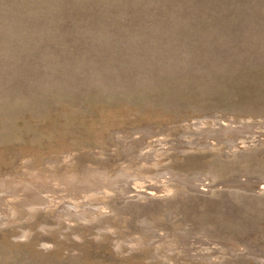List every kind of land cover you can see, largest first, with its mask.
Masks as SVG:
<instances>
[{
	"label": "rangeland",
	"instance_id": "obj_1",
	"mask_svg": "<svg viewBox=\"0 0 264 264\" xmlns=\"http://www.w3.org/2000/svg\"><path fill=\"white\" fill-rule=\"evenodd\" d=\"M215 119L255 136L177 149ZM236 178L264 180V0H0V264H264V188ZM69 179L111 189L22 204Z\"/></svg>",
	"mask_w": 264,
	"mask_h": 264
},
{
	"label": "bare ground",
	"instance_id": "obj_2",
	"mask_svg": "<svg viewBox=\"0 0 264 264\" xmlns=\"http://www.w3.org/2000/svg\"><path fill=\"white\" fill-rule=\"evenodd\" d=\"M216 118V117H215ZM202 120V119H201ZM213 120V119H212ZM226 120V119H225ZM197 121H199V120H197ZM205 122V121H204ZM235 122V121H234ZM233 121H231V122H228L227 124H224V121H220V120H217V119H215L214 120V126H211V128L209 127V125L207 126L206 124H204L203 122H201V123H198V122H195L194 124H193V127L195 128V133L194 132H192V133H194L196 136H200V138L199 137H193V138H185V137H183V138H181L180 139V142H178L175 146L177 147V149L178 148H180V149H190V147H193V148H195L194 146H196L199 142L202 144V149H203V145H206V146H210V145H213V144H220V142H222V141H224L225 143H226V153H228V154H231V152L233 151V149L234 148H236V146H237V144L238 143H245L247 140L243 137L245 134L247 135V134H249L250 132H247L248 130L250 131V129H251V127L249 126V125H247V124H241V126H237L235 123H234ZM207 126V127H206ZM190 127V126H189ZM147 131H148V129H147ZM157 132V131H156ZM142 133H143V131H142ZM150 133H151V131H150ZM144 134V133H143ZM177 134V133H176ZM255 134V133H254ZM253 134V135H254ZM258 134V133H257ZM158 135V134H157ZM172 135V134H171ZM194 135V136H195ZM253 135H252V137H253ZM135 136V135H134ZM160 136V135H159ZM165 136H167V135H165ZM164 136V137H165ZM169 136H170V134H169ZM189 136V135H188ZM193 136V135H192ZM242 136V139H240V137ZM255 136V135H254ZM148 137V136H147ZM147 137H145V136H143V135H141L140 137H135V139L133 140V142H135V143H137L139 146L141 145V146H143L144 148H146L147 146H148V143L147 142H145L144 140L147 138ZM152 137V136H151ZM162 137V136H161ZM191 137V136H190ZM247 137H250V135H247ZM252 137H250V138H252ZM134 138V137H133ZM149 138V137H148ZM172 138H173V136H172ZM175 138V137H174ZM244 138V139H243ZM249 138V139H250ZM152 139H153V137H152ZM155 139H156V137H155ZM159 139H161L160 137H159ZM169 139V138H168ZM167 139V140H168ZM126 140V139H125ZM157 140V139H156ZM159 141V140H158ZM158 141H157V144H158ZM161 141V140H160ZM164 141V140H163ZM129 142V141H128ZM151 142H153V141H151ZM165 142V141H164ZM129 143H131V142H129ZM128 143V144H129ZM153 143H156L155 141L153 142ZM225 143H224V146H225ZM133 144V143H132ZM175 144V143H174ZM122 145V144H121ZM151 145V144H150ZM159 145V144H158ZM167 145V144H166ZM169 145V144H168ZM171 145V144H170ZM169 145V146H170ZM217 145H214V146H217ZM221 145H223V144H221ZM124 146V145H123ZM137 146V145H136ZM136 146H135V148L134 149H137L136 148ZM172 146H173V144H172ZM213 146V147H214ZM122 147V146H121ZM129 147V146H128ZM149 147V146H148ZM162 147H163V145H162ZM165 147V146H164ZM174 147V146H173ZM238 147V146H237ZM158 148V147H157ZM167 148H169V147H167ZM217 148V147H216ZM219 148V147H218ZM217 148V149H218ZM221 148V147H220ZM223 148V147H222ZM124 149V148H123ZM130 152L129 153H127V151H126V154H128L129 156H128V158L132 155L133 156V154H135L136 152L131 148V146H130ZM165 149H166V147H165ZM196 149V148H195ZM214 149H215V147H214ZM127 150H128V148H127ZM148 150V149H147ZM162 150V149H161ZM164 150V149H163ZM168 150V149H167ZM169 150L171 151V149L169 148ZM175 150H176V148H175ZM179 150V149H178ZM178 150H176L177 152H179ZM225 150V149H224ZM235 150V149H234ZM125 151V150H124ZM141 151V150H140ZM146 151V150H145ZM153 151H155V150H149V154L148 153H145V152H143V151H141V152H139L138 151V153H136L137 154V157H141L142 159H143V157H144V159L145 160H147L148 162H153L154 163V161H157V160H159L160 158H162L163 157V151L162 152H153ZM157 151H159V150H157ZM169 152V151H168ZM184 152V151H183ZM134 156H136V155H134ZM166 156H167V154H166ZM169 156V155H168ZM120 157H121V155H120ZM171 157V156H170ZM190 157V156H189ZM119 158V157H118ZM124 158H126V157H124ZM196 158V157H195ZM130 159V158H129ZM125 160V159H124ZM127 160V159H126ZM139 160H141V159H139ZM191 159H189V161H190ZM128 162H130V161H132V159L129 161V160H127ZM134 161V160H133ZM124 162V161H123ZM122 162V163H123ZM146 162V161H145ZM148 162H146L147 164H148ZM196 162V161H195ZM126 164H127V162H126ZM125 165V164H124ZM140 165V164H139ZM133 166V165H132ZM145 166V165H144ZM147 167H139V168H137L138 170L139 169H141V170H143V168H145L144 170H147V169H152V168H155L156 170L160 167V166H157L156 164H153V166H151V168L150 167H148L149 165H146ZM124 167V166H123ZM128 164H127V166L125 165V168H127L128 169ZM105 168V167H104ZM130 168V167H129ZM85 169V168H84ZM92 169V168H91ZM120 169H124V168H120ZM135 169H133V171H134ZM52 171V170H51ZM125 171V170H124ZM121 172V171H120ZM119 172V173H120ZM122 173V172H121ZM90 174H91V172H90ZM95 174V173H94ZM124 174V173H123ZM168 174V173H167ZM130 175V174H129ZM135 175V174H134ZM166 175V174H165ZM87 176V175H86ZM86 176H84L85 178H88V177H86ZM92 176V175H91ZM170 176H173L172 174L170 175ZM179 176V175H178ZM178 176H176V177H178ZM194 175H192L191 177H193ZM83 177V176H82ZM93 177V176H92ZM92 177H89L88 179H90V178H92ZM108 177V176H107ZM117 177H119V176H117ZM122 177V176H121ZM130 177V176H129ZM129 177H127V178H129ZM185 177V176H184ZM195 177H197V176H195ZM257 177V176H256ZM169 178V177H168ZM179 178V177H178ZM177 178V179H178ZM190 177H188V179H189ZM255 178V177H254ZM260 178V177H259ZM81 179V178H80ZM84 179V178H83ZM124 180V178H119V179H116L114 182H115V191H116V193H117V191H120V192H124V190H126V191H128L129 189H128V187L126 188V189H124L123 190V187H122V181ZM183 179V178H182ZM193 179V178H192ZM237 179V178H236ZM261 179V178H260ZM254 180V181H238L239 179H237V181H233V182H231V184L230 185H233V186H237V187H239V188H244V189H252V190H259V188H261V187H263L264 188V180L263 181H261V180ZM69 180H71V179H69ZM77 180H79V179H77ZM153 180V179H152ZM168 180V179H167ZM191 180V179H190ZM195 180V179H194ZM193 180V181H194ZM92 181V180H91ZM95 181V180H94ZM100 181H104V180H101L100 179ZM131 181L132 180H130V184H131ZM186 181H187V178H186ZM185 181V182H186ZM34 182V181H33ZM53 182V181H52ZM99 182V181H98ZM97 182V183H98ZM113 182V183H114ZM179 182V181H178ZM184 182V183H185ZM188 182H189V180H188ZM192 182V181H191ZM93 182H90V181H88V180H86V181H81V182H78V181H75V180H71V181H66V183H64V184H60V182L58 183L57 182V180L55 181L54 180V185L55 186H58V188H57V190L55 191V189H53V187L54 186H51V192H47L48 193V195H47V193H45L47 196H43L44 194H42V193H35V192H32L31 191V188H29L30 189V191L32 192V193H34V194H30V192L28 193V192H26V190H25V193L26 194H24V198L25 199H23L21 202H22V204L24 205V206H30V205H33V204H39V203H48L49 202V200L48 199H50V197H54V196H57V195H61V197L63 196V197H65L66 196V198L68 197V196H75V195H80V194H85L86 192H89V190H93L92 188H95V186L97 187V183L96 184H92ZM113 183H112V181H111V184H112V186H113ZM166 183V182H165ZM180 183H182L181 181H180ZM183 183V184H184ZM222 183V182H221ZM220 183V184H221ZM124 184V183H123ZM127 184H129V183H127ZM129 184V185H130ZM186 184V183H185ZM193 184V183H192ZM194 184H195V182H194ZM194 184L192 185V187H194ZM224 184V183H223ZM227 183H225V185H226ZM99 185V187H97V188H99V189H101V187L102 188H104V187H108V188H110L111 187V185H109V183L107 184L106 182L104 183L103 182V184L102 183H99L98 184ZM196 185V184H195ZM28 186V185H27ZM39 186V185H38ZM128 186V185H127ZM132 186V185H131ZM136 187H137V185H135ZM176 186V185H175ZM187 186V185H186ZM188 186H189V184H188ZM18 187H21V186H18ZM34 187V186H33ZM47 187H49V186H47ZM130 187V186H129ZM136 187H134V188H136ZM158 187H159V185L158 186H149V189L150 190H152V192L153 191H158ZM170 187V186H169ZM173 187V186H172ZM198 187V186H197ZM196 187V188H197ZM15 188V187H14ZM35 188H37V187H35ZM114 188V187H113ZM112 188V189H113ZM130 188H133V187H130ZM146 188V187H145ZM181 188H184L183 186L181 187ZM190 188V187H189ZM22 189V188H21ZM96 189V188H95ZM94 189V190H95ZM98 189V190H99ZM107 189V188H106ZM111 189V188H110ZM139 189H141L140 187H139ZM148 189V188H147ZM149 189H148V191H149ZM160 189V188H159ZM20 190V189H19ZM35 190V189H34ZM33 190V191H34ZM41 190V189H40ZM97 190V189H96ZM97 190V191H98ZM37 191V190H36ZM132 191L134 192V190L132 189ZM141 192V191H140ZM145 192V191H144ZM44 193V192H43ZM61 193V194H60ZM115 193V194H116ZM129 194L131 193L130 191L128 192ZM135 193V192H134ZM137 193H138V191H137ZM145 194V193H144ZM127 195V193L125 194V192H124V194H123V197H125V196ZM132 195V194H131ZM136 195V194H135ZM91 196V195H90ZM1 197V196H0ZM18 197V196H17ZM22 197V196H21ZM58 197H60V196H58ZM127 197V196H126ZM56 198V197H55ZM2 199V198H1ZM62 199V198H61ZM51 200V199H50ZM120 200V199H119ZM123 200V199H122ZM1 201V200H0ZM81 201V200H80ZM1 203H3V202H0V204ZM86 203V202H85ZM50 204V203H49ZM48 204V205H49ZM92 204V203H91ZM2 205V204H1ZM45 204H43V206H44ZM47 205V204H46ZM53 205V204H52ZM62 205V204H61ZM68 205V204H67ZM72 205L73 204H71V205H69V207L71 206L72 207ZM63 206H65V205H63ZM75 206V205H74ZM80 206H81V204H80ZM94 206H95V204H94ZM97 206H99V205H97ZM131 206V205H130ZM22 207V206H21ZM40 207V206H39ZM67 207V206H66ZM70 207V208H71ZM27 208V207H26ZM73 208V207H72ZM71 208V209H72ZM93 208V207H92ZM173 208V207H172ZM28 209V208H27ZM65 210H66V208H64ZM63 209V210H64ZM68 209V208H67ZM86 209V208H85ZM101 209H103L102 207H101ZM139 209V208H138ZM29 210V209H28ZM65 210H64V212H65ZM69 210V209H68ZM83 210H84V208H83ZM89 210V209H88ZM87 210V211H88ZM100 210V209H99ZM107 210V209H106ZM171 210V209H170ZM8 211V210H7ZM24 211V210H23ZM52 211V210H51ZM67 211V210H66ZM71 211V210H70ZM69 211V212H70ZM77 211V210H76ZM81 211V210H80ZM94 211H96L97 212V210H94ZM18 212V211H17ZM20 212H22V211H20ZM30 212V211H29ZM63 212V213H64ZM68 212V213H69ZM75 212V211H74ZM73 212V213H74ZM83 212V211H82ZM89 212H90V210H89ZM4 213V212H3ZM66 213V215L68 214L67 212H65ZM64 213V214H65ZM78 213V212H77ZM81 213V212H80ZM171 213V212H170ZM177 212H175V214H176ZM179 213V212H178ZM24 214V213H23ZM32 214V213H31ZM63 214V215H64ZM70 214H71V212H70ZM86 214V213H85ZM85 214H84V216H83V218L84 217H86L85 216ZM173 214H174V212H173ZM20 215V214H19ZM76 215V214H75ZM89 215V214H88ZM25 217H26V215H24ZM68 216V215H67ZM66 216V217H67ZM80 216H81V214H80ZM170 216V215H169ZM63 217V216H62ZM65 217V216H64ZM87 218V217H86ZM89 218V217H88ZM171 218V217H170ZM78 219V218H77ZM1 220V219H0ZM3 221V220H2ZM195 221V220H194ZM76 222V221H75ZM0 223H1V221H0ZM107 227V226H106ZM108 228V227H107ZM132 228V227H131ZM150 228V227H149ZM133 229V228H132ZM143 229V228H142ZM149 230V229H148ZM153 231H154V229H153ZM186 231V230H185ZM148 232V231H147ZM154 232H156V230L154 231ZM165 232V231H164ZM179 232V231H178ZM177 232V233H178ZM134 233H136V232H134ZM181 233V232H180ZM189 232H186V233H183V235H185L186 237L184 238V242H185V244L184 245H182V246H184V249L186 248V251H187V253L190 255V257L192 258V257H196L197 259L198 258H204V260H205V258H206V260L205 261H208V259H210L212 256H214V255H211L208 251L206 252V250H203V249H198L197 247L198 246H191V244H193V243H202V245H204V244H212V243H214V242H211V240H209V241H207V240H204V239H202L201 237L199 238V237H197V236H194V235H192L191 233L190 234H188ZM152 234V233H151ZM154 234V233H153ZM158 234V233H157ZM160 234H161V237L162 238H166V236L164 237V236H162V232H160ZM164 234V233H163ZM182 234V233H181ZM167 235V234H166ZM197 235V234H196ZM201 235V234H200ZM160 235L158 234V237H159ZM139 237V236H138ZM148 237V236H147ZM155 237H156V235H155ZM161 237H159V239L161 238ZM174 237H175V235H174ZM177 237V236H176ZM180 237H182V236H180ZM157 238V237H156ZM155 238V239H156ZM226 238V237H225ZM224 238V239H225ZM132 239V238H131ZM173 239V238H172ZM218 239H220V238H218ZM227 239V238H226ZM225 239V240H226ZM158 239H156V241H157ZM231 240V239H230ZM233 240V239H232ZM135 241V240H134ZM154 241V240H153ZM155 241V242H156ZM160 241H163L162 239H160ZM181 241V240H180ZM183 241H181V243H183ZM213 241V240H212ZM215 242H216V240H214ZM226 241H228V239L226 240ZM119 242V241H118ZM144 242V241H143ZM155 242H153V243H155ZM220 242V241H219ZM230 242V241H229ZM229 242H227V243H229ZM231 242H233V241H231ZM123 243V242H122ZM169 243V242H168ZM186 243L188 244V245H186ZM218 243V242H217ZM234 243V242H233ZM233 243H231L232 245H233ZM237 243V242H236ZM125 244V243H124ZM123 244V245H124ZM135 244V243H134ZM138 244V243H137ZM156 244V243H155ZM158 244H159V242H158ZM176 244V243H175ZM219 244V243H218ZM185 245L186 246H188V247H185ZM230 245V244H229ZM238 245H239V243H238ZM156 246V245H155ZM165 246V245H164ZM175 246V245H174ZM178 246V245H177ZM210 246V245H209ZM231 246V245H230ZM130 247V246H129ZM158 247V246H157ZM157 247H156V249H157ZM169 247V246H168ZM167 246H166V248H168ZM211 247V246H210ZM225 247V246H224ZM131 248V247H130ZM152 248V247H151ZM155 248V247H154ZM159 248V247H158ZM163 248V247H162ZM217 248V247H216ZM233 248V247H232ZM206 249H208V248H206ZM222 249V248H221ZM221 249H220V251H221ZM227 249V248H226ZM230 249V248H229ZM152 250V249H151ZM169 250V249H168ZM212 250H214L215 251V249H212ZM235 250H236V248H235ZM149 251V250H148ZM170 251V250H169ZM158 252V251H157ZM211 252V251H210ZM234 252V251H233ZM236 252V251H235ZM156 253V252H155ZM154 253V254H155ZM153 254V255H154ZM172 254V253H171ZM218 254H219V252H218ZM250 254V253H249ZM182 255V254H181ZM156 255H154V257H155ZM158 256H159V254H158ZM165 256V255H164ZM257 256V255H256ZM258 256H260V255H258ZM153 257V258H154ZM215 257V256H214ZM157 258V257H156ZM213 258V257H212ZM201 259V260H202ZM193 260V259H192ZM196 260V259H195ZM258 260H259V258H258ZM203 261V260H202ZM204 262V261H203ZM205 263V262H204Z\"/></svg>",
	"mask_w": 264,
	"mask_h": 264
}]
</instances>
